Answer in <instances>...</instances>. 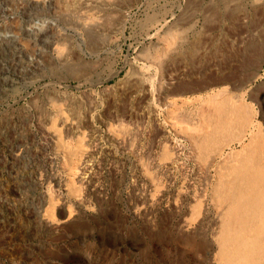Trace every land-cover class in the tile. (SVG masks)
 Wrapping results in <instances>:
<instances>
[{
	"label": "rangeland",
	"instance_id": "rangeland-1",
	"mask_svg": "<svg viewBox=\"0 0 264 264\" xmlns=\"http://www.w3.org/2000/svg\"><path fill=\"white\" fill-rule=\"evenodd\" d=\"M60 14L51 63L28 41L47 57L30 121L41 132L0 158V264H224L219 170L189 138L232 103L224 148L264 145V0H101ZM140 71L156 95L131 79Z\"/></svg>",
	"mask_w": 264,
	"mask_h": 264
},
{
	"label": "bare ground",
	"instance_id": "bare-ground-1",
	"mask_svg": "<svg viewBox=\"0 0 264 264\" xmlns=\"http://www.w3.org/2000/svg\"><path fill=\"white\" fill-rule=\"evenodd\" d=\"M94 35H96V33ZM131 79L138 83L141 87V90L150 97L156 95L154 94L155 92H158L153 90L154 83H151L153 81H150L149 77L144 71H140L138 75L131 77ZM157 90L165 95V108H169L174 104L175 101L169 97V93L164 89V87H162V85L157 88ZM230 106V110H223L221 118L215 124L205 122V129L198 131L196 136L189 138V141L193 146L203 150L204 158L202 157V159L206 160L207 173H210L212 168L219 170L218 177L220 179V184L216 194V199L218 201L216 204V212H218V214L221 213L222 216H224L222 223L223 228L221 232L222 247L220 251L224 264H264V145L256 147L254 150L247 151L246 153L242 154H235L233 151L228 152L229 150L224 148L226 138H228L226 137V132H228V129L232 124V121L229 120V118H231V116H233V114L236 112L232 103H230ZM157 112H159V110L156 108L155 114ZM177 113L179 112L176 111V114ZM177 118L179 120L181 119L179 115H177L176 119ZM161 123L162 122L160 121L159 124ZM49 137L51 142L56 143L58 138H56L54 134L50 135ZM238 141L244 142V138H240ZM254 143H257L256 139L254 140ZM175 144L176 141L173 145L175 146ZM217 150H219L217 154L214 156L210 155L209 151L212 152ZM90 153L91 150H88L79 156L78 169L75 170H78L80 176L86 173L85 171L87 170L86 166L88 164V157ZM191 156L192 155H190V157ZM174 163V161L170 163L172 167L176 165H174ZM88 178L89 183H91L92 176L88 175ZM48 190L49 189H47L46 192L49 193ZM66 190L67 192L69 191L68 189ZM60 213L62 212L60 211Z\"/></svg>",
	"mask_w": 264,
	"mask_h": 264
},
{
	"label": "built area",
	"instance_id": "built-area-1",
	"mask_svg": "<svg viewBox=\"0 0 264 264\" xmlns=\"http://www.w3.org/2000/svg\"><path fill=\"white\" fill-rule=\"evenodd\" d=\"M92 1L100 4L98 0H0V140L4 141L0 144V158L5 166L13 149L12 138L41 132L39 119L34 128L30 121L41 115L35 110L41 106L36 96L46 71L42 58L47 57H37L28 41L35 45L41 41L46 49L49 47L51 63L58 41L49 29L59 25L61 12L84 13ZM16 27L25 28L27 40L13 29ZM7 171L2 166L0 173ZM7 186L0 178V190L5 191Z\"/></svg>",
	"mask_w": 264,
	"mask_h": 264
}]
</instances>
